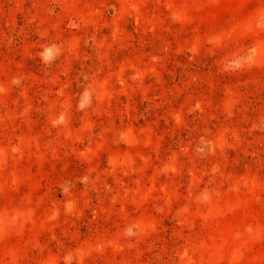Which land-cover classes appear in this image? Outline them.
Wrapping results in <instances>:
<instances>
[{
    "label": "rangeland",
    "instance_id": "rangeland-1",
    "mask_svg": "<svg viewBox=\"0 0 264 264\" xmlns=\"http://www.w3.org/2000/svg\"><path fill=\"white\" fill-rule=\"evenodd\" d=\"M0 264H264V0H0Z\"/></svg>",
    "mask_w": 264,
    "mask_h": 264
}]
</instances>
